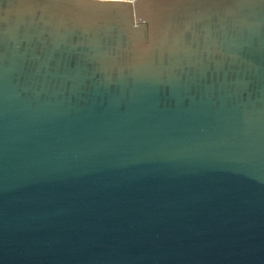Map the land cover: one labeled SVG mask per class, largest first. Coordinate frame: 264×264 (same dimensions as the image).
<instances>
[{
  "label": "water",
  "instance_id": "1",
  "mask_svg": "<svg viewBox=\"0 0 264 264\" xmlns=\"http://www.w3.org/2000/svg\"><path fill=\"white\" fill-rule=\"evenodd\" d=\"M0 264H264V0H0Z\"/></svg>",
  "mask_w": 264,
  "mask_h": 264
},
{
  "label": "built area",
  "instance_id": "2",
  "mask_svg": "<svg viewBox=\"0 0 264 264\" xmlns=\"http://www.w3.org/2000/svg\"><path fill=\"white\" fill-rule=\"evenodd\" d=\"M114 1H116V0H114ZM117 1H119V0H117ZM120 1H132V0H120Z\"/></svg>",
  "mask_w": 264,
  "mask_h": 264
}]
</instances>
